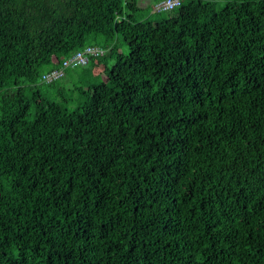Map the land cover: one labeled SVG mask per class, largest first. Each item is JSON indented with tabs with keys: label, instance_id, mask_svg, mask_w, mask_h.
Segmentation results:
<instances>
[{
	"label": "trees",
	"instance_id": "1",
	"mask_svg": "<svg viewBox=\"0 0 264 264\" xmlns=\"http://www.w3.org/2000/svg\"><path fill=\"white\" fill-rule=\"evenodd\" d=\"M138 1L0 0V264H264V0Z\"/></svg>",
	"mask_w": 264,
	"mask_h": 264
},
{
	"label": "rangeland",
	"instance_id": "2",
	"mask_svg": "<svg viewBox=\"0 0 264 264\" xmlns=\"http://www.w3.org/2000/svg\"><path fill=\"white\" fill-rule=\"evenodd\" d=\"M158 0H139L138 1V8L139 12L137 13V19H150L152 21H158L162 18H166L168 16L169 12H163L158 13L155 11V6ZM226 4V0H219L216 3L217 8H221ZM171 12V11H170ZM116 45V51L119 54L127 55L129 52V49L127 45L125 44L123 38L121 36L117 37L115 41ZM116 53V52H115ZM110 65L114 63V61H109ZM99 74V67L95 65V67L92 69L89 73L88 70H86V67H78L75 69H70L66 76L60 80V83L58 84L61 86L60 88H63L62 91H67L69 89H74L75 87H86L90 82L92 83H100L102 81H105L104 75H98ZM40 89L42 91H48L50 92V88L42 85L40 86ZM56 91V90H55ZM71 104L74 102H70ZM74 108V105L71 106V109Z\"/></svg>",
	"mask_w": 264,
	"mask_h": 264
},
{
	"label": "built area",
	"instance_id": "3",
	"mask_svg": "<svg viewBox=\"0 0 264 264\" xmlns=\"http://www.w3.org/2000/svg\"><path fill=\"white\" fill-rule=\"evenodd\" d=\"M182 0H163L156 4L155 11L158 13L170 12L181 6ZM106 50L99 46H89L83 50L74 53L69 59L63 62L62 67L46 73L42 77V83L51 84L62 79L65 75V70L75 67H86L89 65L92 57H101Z\"/></svg>",
	"mask_w": 264,
	"mask_h": 264
}]
</instances>
